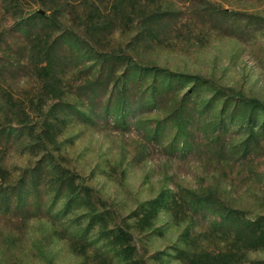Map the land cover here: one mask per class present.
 I'll return each instance as SVG.
<instances>
[{
	"label": "rangeland",
	"instance_id": "obj_1",
	"mask_svg": "<svg viewBox=\"0 0 264 264\" xmlns=\"http://www.w3.org/2000/svg\"><path fill=\"white\" fill-rule=\"evenodd\" d=\"M0 264H264V0H0Z\"/></svg>",
	"mask_w": 264,
	"mask_h": 264
}]
</instances>
